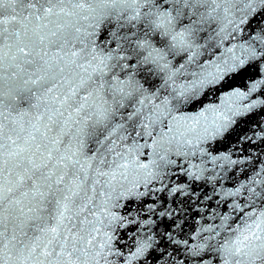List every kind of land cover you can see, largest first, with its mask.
<instances>
[{"label":"snow or ice","instance_id":"snow-or-ice-1","mask_svg":"<svg viewBox=\"0 0 264 264\" xmlns=\"http://www.w3.org/2000/svg\"><path fill=\"white\" fill-rule=\"evenodd\" d=\"M0 264H264V0H0Z\"/></svg>","mask_w":264,"mask_h":264}]
</instances>
